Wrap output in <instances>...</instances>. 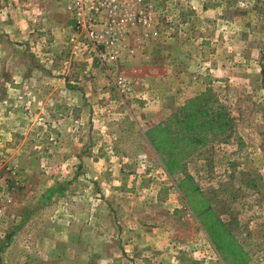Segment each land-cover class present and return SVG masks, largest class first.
Listing matches in <instances>:
<instances>
[{"label": "rangeland", "instance_id": "obj_1", "mask_svg": "<svg viewBox=\"0 0 264 264\" xmlns=\"http://www.w3.org/2000/svg\"><path fill=\"white\" fill-rule=\"evenodd\" d=\"M143 4L154 20L130 25L109 64L74 59L61 0H0V264H98L71 259L89 252L64 229L70 213L87 223L95 193L115 197L109 179L138 202V225L153 210L189 242L174 264H264V0ZM37 208L22 229L62 225L57 259H11L29 236L6 245L13 213Z\"/></svg>", "mask_w": 264, "mask_h": 264}, {"label": "crops", "instance_id": "obj_2", "mask_svg": "<svg viewBox=\"0 0 264 264\" xmlns=\"http://www.w3.org/2000/svg\"><path fill=\"white\" fill-rule=\"evenodd\" d=\"M222 68L223 66L218 67V69L223 70ZM232 68L233 67H231V69ZM105 162L106 161H103L102 164ZM112 166L114 167L116 164H113ZM94 178L97 179L98 177L96 176ZM101 179L105 180L104 177H100L99 180L101 181ZM111 181L112 180L110 179L108 180V183L112 184L108 185L107 191L111 193L112 189L115 197L111 199L106 195H103L104 197H102L100 196V193H95V196L91 198L93 200V208H90L86 212L87 223H82L79 225L78 223L73 222L74 220H78L80 218V213H70V217L72 218L70 223L72 222V225L70 224L71 226L69 229H64V232L67 234V244L76 249L79 247L88 248L87 252H89V255H85V258L79 256L77 257V254H75L71 257V259H100L98 264H102V262H109L111 259H113L112 261L114 264H174L176 260L175 254H177V252L179 253L178 248L181 245L189 246V242L185 243L181 236L179 237L180 239L177 237V239H179L178 241L175 238V229L173 228L172 230L169 228L168 224L164 222H162V225H160L158 214L153 210H151V212L149 209L144 211L143 214L146 218L144 219V222L141 226L138 225L137 220L138 215H140L137 207L138 202L136 203L135 200H131L132 202L127 204V199H123L121 189H119L120 192L115 191V183ZM114 181L118 180L114 179ZM47 197V194L42 195V200ZM101 201H103L104 207L98 209V207H95V205L99 204ZM112 206L116 207L113 209ZM122 207L124 209H122ZM165 210L166 214H169V209L166 207V204ZM43 211L44 210L41 208H37L33 210L25 209L22 211V213H13L12 228L8 231L6 245L10 244L17 246L15 243L18 241L21 230L24 232L26 230V233H29V236L28 239L25 238L23 243L20 244L24 248L21 251L22 256H15L14 253L16 250L14 249L12 251L13 256L11 259H57L56 255H53V253H55L62 246L60 241L62 239H60L58 236V234L62 232V225L52 226L51 228H53V233L58 234L53 235V233L49 231L50 236H47L48 231L45 229V226L42 227V224L36 225V227H38L37 230L30 225H27L28 227L26 229H22V227L24 228L26 225V221L29 219V216L31 217L38 215V218L40 219L41 215H43ZM171 212H174L173 209H171ZM114 213L119 218H115V221L112 224V219L115 215ZM122 216H128L129 220L122 222ZM149 217L154 218L153 225L146 224L150 222ZM162 217L167 219L169 216L166 215ZM170 217L174 216L170 215ZM96 219H101L102 221L99 222ZM114 228L117 229L115 230ZM99 230L103 232L102 236H100L98 233L100 232ZM33 233L37 234L34 235ZM99 238L101 242L98 243L96 240H99ZM116 245L120 246L122 254H116V252H114V257L111 258V255L109 256L107 253L105 254V252H103L102 256L99 258L92 257L93 249L96 247L105 249ZM25 248H28L31 251L27 252ZM52 248L57 249L53 250ZM216 252V255L211 258H219L218 251L216 250ZM195 254H201V250L195 252ZM122 255L123 257H121ZM93 263H96V261L92 260V262L89 264Z\"/></svg>", "mask_w": 264, "mask_h": 264}, {"label": "built area", "instance_id": "obj_3", "mask_svg": "<svg viewBox=\"0 0 264 264\" xmlns=\"http://www.w3.org/2000/svg\"><path fill=\"white\" fill-rule=\"evenodd\" d=\"M61 2L73 14L75 20L74 32L70 38L74 59L82 55L85 56V61H90L95 52L101 61L115 63L127 30L137 25H151L154 20L155 10L150 7L148 12L143 0L135 2L61 0ZM115 82L123 91L131 88L122 75H118Z\"/></svg>", "mask_w": 264, "mask_h": 264}]
</instances>
